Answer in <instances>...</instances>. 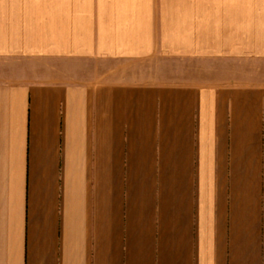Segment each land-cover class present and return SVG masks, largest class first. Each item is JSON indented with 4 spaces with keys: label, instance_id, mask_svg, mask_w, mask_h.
Listing matches in <instances>:
<instances>
[{
    "label": "crops",
    "instance_id": "crops-1",
    "mask_svg": "<svg viewBox=\"0 0 264 264\" xmlns=\"http://www.w3.org/2000/svg\"><path fill=\"white\" fill-rule=\"evenodd\" d=\"M0 264H264V0H0Z\"/></svg>",
    "mask_w": 264,
    "mask_h": 264
}]
</instances>
